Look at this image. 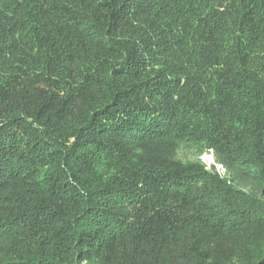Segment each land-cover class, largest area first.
Segmentation results:
<instances>
[{
  "label": "trees",
  "instance_id": "trees-1",
  "mask_svg": "<svg viewBox=\"0 0 264 264\" xmlns=\"http://www.w3.org/2000/svg\"><path fill=\"white\" fill-rule=\"evenodd\" d=\"M0 264H264V0H0Z\"/></svg>",
  "mask_w": 264,
  "mask_h": 264
},
{
  "label": "rangeland",
  "instance_id": "rangeland-1",
  "mask_svg": "<svg viewBox=\"0 0 264 264\" xmlns=\"http://www.w3.org/2000/svg\"><path fill=\"white\" fill-rule=\"evenodd\" d=\"M200 159H201L205 164H207L208 167H211V166H213V165H216L212 153H205V154H203V156L200 157ZM216 167H217V169H218L221 173H224V170L221 169L220 166L217 165Z\"/></svg>",
  "mask_w": 264,
  "mask_h": 264
}]
</instances>
